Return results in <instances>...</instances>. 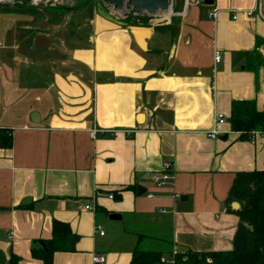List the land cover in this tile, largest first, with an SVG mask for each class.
I'll use <instances>...</instances> for the list:
<instances>
[{"label": "crops", "instance_id": "obj_1", "mask_svg": "<svg viewBox=\"0 0 264 264\" xmlns=\"http://www.w3.org/2000/svg\"><path fill=\"white\" fill-rule=\"evenodd\" d=\"M105 5L94 1L91 32L64 52L62 65L31 79L15 67L18 46L25 32L52 23L0 11V128L13 139L0 149L5 264L11 254L43 264L32 249L52 238L54 220L70 225L76 250L56 253L54 264H93L94 255L130 264L144 245L166 255L234 250L240 220L226 200L237 173L264 170V135L242 142L229 122L218 140L208 132L216 115L229 120L233 102L255 101L264 112V70L245 68L264 42V0H172L167 16L137 15L146 20L138 27L112 20ZM133 30L151 31L146 50ZM165 162L175 181L158 189L151 175Z\"/></svg>", "mask_w": 264, "mask_h": 264}, {"label": "trees", "instance_id": "obj_2", "mask_svg": "<svg viewBox=\"0 0 264 264\" xmlns=\"http://www.w3.org/2000/svg\"><path fill=\"white\" fill-rule=\"evenodd\" d=\"M31 0H23L14 3L13 8L4 10L10 14L24 16H39L42 10H24ZM79 6L77 0L74 6H57L45 10L52 17L60 16L56 26L62 25L67 16L82 15L86 18L90 12V5L93 0H85ZM78 4V5H77ZM7 7V6H6ZM11 9V10H9ZM44 12V11H42ZM87 13V14H86ZM93 17L91 16V19ZM72 21L68 23L69 26ZM138 27L137 24L132 23ZM32 37L35 36L33 32ZM264 46L263 41L257 42L254 51L247 54L246 70L256 72L261 68L264 70V56L259 51ZM231 131L239 134V140L250 141L259 133L264 135V112H260L255 101H236L231 106V116L228 120ZM13 146L12 133L9 129L0 128V149L7 150ZM114 199H119L115 194ZM239 204V210H233V204ZM229 213L236 215L240 220L239 229L246 238L245 251H226L196 253L192 251L176 252L174 256L177 264H264V170L239 172L235 175L233 184L226 200ZM73 233L69 224L54 220L52 224V238L45 241V248L32 249L33 259L42 261L43 264H54L56 253H74ZM173 252L164 254L162 252L143 250L136 247L132 252L130 264H159L163 256H173ZM21 259L11 254L8 264H20Z\"/></svg>", "mask_w": 264, "mask_h": 264}, {"label": "rangeland", "instance_id": "obj_3", "mask_svg": "<svg viewBox=\"0 0 264 264\" xmlns=\"http://www.w3.org/2000/svg\"><path fill=\"white\" fill-rule=\"evenodd\" d=\"M79 1V6L83 5L86 2L85 0ZM94 1L99 2V4H104L101 0H93L90 5V12H92V15L88 14L86 18L82 15H74L71 18L73 24L71 26L68 25L65 27H61L62 25L59 27L56 26V24L60 21L61 15L52 17L45 10H48V8L52 9L57 6H74L76 5L77 0H64L63 4L61 3L56 5H53L50 2H45L35 6L33 5V0L27 3V6L24 10L29 11L30 9H40L44 11H41L40 15L43 17V19L50 20L52 26H48L47 23L40 24L37 26L38 31H28L34 32L37 39L42 38L43 40H41V44H38L39 41L37 40V44L33 45V34L27 33L24 35L25 44H21L20 46H18L17 53H19V61L18 65H16L15 67L22 70V72L25 74V78L31 79V77L36 74L35 71H38V73H40L38 74V76L51 74L62 65V63L64 62V52L66 50H69L70 48H73L75 45V43L73 42L79 41L81 36L84 37L91 32L90 24L92 21L91 16L93 17L94 15ZM13 4L14 3H7L0 0V11L7 10L8 8H13ZM105 6L107 7V5ZM107 10H109V18L114 21L124 22L129 25H133L132 23L139 25V23H143L144 21H146H139V16L136 17L137 15L127 11H123L120 14H114L110 7H107ZM7 19V24L9 25L12 22L13 17L9 16ZM116 224L120 227H127V222H119ZM142 249L148 250L149 247H146V245H144Z\"/></svg>", "mask_w": 264, "mask_h": 264}, {"label": "water", "instance_id": "obj_4", "mask_svg": "<svg viewBox=\"0 0 264 264\" xmlns=\"http://www.w3.org/2000/svg\"><path fill=\"white\" fill-rule=\"evenodd\" d=\"M9 3H18L23 0H2ZM104 4H107L115 12L127 11L137 15H148L150 17H155L160 14H166L171 11L172 0H101ZM206 6H213L214 0H204ZM132 36L136 40L138 46L142 50H146V40L150 37V30H133L131 31ZM33 124L39 123L38 114H33L31 116ZM227 138H223L226 140ZM29 202H25L24 205ZM233 210H239L240 205L235 203L233 204ZM111 221L121 220V216L111 215L109 217ZM39 245L41 248H45V243L39 241L34 243V246ZM247 247L246 238L242 231H238L234 240V250L236 251H245ZM0 264H5V256L0 253Z\"/></svg>", "mask_w": 264, "mask_h": 264}, {"label": "built area", "instance_id": "obj_5", "mask_svg": "<svg viewBox=\"0 0 264 264\" xmlns=\"http://www.w3.org/2000/svg\"><path fill=\"white\" fill-rule=\"evenodd\" d=\"M64 0H33V5L37 6L40 3H45V2H50L53 5L56 4H61ZM112 10V9H111ZM113 11V10H112ZM114 14H120L121 12H115L113 11ZM137 15V14H135ZM248 16H252L253 12L247 13ZM209 18H212L214 20L217 19L218 13H210ZM234 19L236 20L237 17L234 15ZM221 53L216 52L215 53V61L216 63H220L221 61ZM228 123L227 118L223 114H218L215 117V121L213 124V128L211 129L210 132H208V138L212 140H218L223 134V127ZM95 135V132L93 133ZM175 170L173 167V164L170 162H165L161 168V170L157 173H154L151 175V180L154 184V186L158 189H164L168 186H171L174 181H175ZM110 199H114L113 195L109 196ZM148 198H152V195H149ZM87 211H95V207L93 206H86L85 208ZM95 234L99 235L100 237H104L105 231L101 225H96L95 226ZM173 256H163L160 259L159 264H177L175 261L174 256L176 255V251L173 252ZM93 264H107V259L105 256L102 255H94L93 256Z\"/></svg>", "mask_w": 264, "mask_h": 264}, {"label": "bare ground", "instance_id": "obj_6", "mask_svg": "<svg viewBox=\"0 0 264 264\" xmlns=\"http://www.w3.org/2000/svg\"><path fill=\"white\" fill-rule=\"evenodd\" d=\"M170 12V11H169ZM169 12L168 13H166L165 15L167 16V15H169ZM166 18V17H165Z\"/></svg>", "mask_w": 264, "mask_h": 264}]
</instances>
